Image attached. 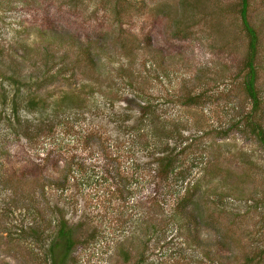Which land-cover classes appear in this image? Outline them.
Wrapping results in <instances>:
<instances>
[{
  "label": "rangeland",
  "instance_id": "374dc122",
  "mask_svg": "<svg viewBox=\"0 0 264 264\" xmlns=\"http://www.w3.org/2000/svg\"><path fill=\"white\" fill-rule=\"evenodd\" d=\"M247 1L259 42L252 120L264 136V0ZM238 8L239 0H0V74L21 77L12 86L0 79V96L38 89L76 113L39 117V136L27 141L21 131L14 138L0 103V264H47L59 214L75 226L67 264H264V143L243 120L251 104L240 86ZM44 61L65 71L23 84ZM138 104L150 109L140 114ZM168 153L182 181L160 173ZM98 163L109 169L105 196L40 179ZM186 186L193 192L176 210Z\"/></svg>",
  "mask_w": 264,
  "mask_h": 264
},
{
  "label": "trees",
  "instance_id": "16d2710c",
  "mask_svg": "<svg viewBox=\"0 0 264 264\" xmlns=\"http://www.w3.org/2000/svg\"><path fill=\"white\" fill-rule=\"evenodd\" d=\"M247 7L248 1L247 0H239V8H238V15L240 18V27L245 35L246 38V49L243 60L241 62V66L239 69L241 79H240V86L248 98L251 106L249 112L246 113L243 117L244 124L246 127L249 128V131L253 133L256 137L258 142L261 144L264 143V136L262 133L261 125L257 123L255 120H252V115L258 110L259 107V94L256 87L257 82V67H256V60H257V45H258V35L256 29L250 24L247 18ZM87 50V49H86ZM85 50V51H86ZM86 61L89 64H92L91 57L88 55V51H86ZM56 67H54L51 62L44 61L41 63L42 71L38 76L32 77V81L29 83V79H26L23 84H27L30 86L31 84H45L49 83L53 80V78L57 75H61L65 70L62 71L61 63ZM54 68V69H53ZM29 76V75H28ZM30 77V76H29ZM0 79L5 80L6 83L10 86L19 82L21 77H16V75L11 72L9 74H0ZM31 79V78H30ZM15 86V85H14ZM37 88H39L37 86ZM38 90V89H37ZM37 90L33 92H26V95H22L19 92V87H14L12 90L11 98L7 99L6 95L2 94L0 96V103L4 105L7 103L9 105V111L11 112V122L14 131V138L20 139V131L25 137L27 141L32 137H38V133L32 131L35 128L39 127V120L38 118L43 116V118H57L60 116H64L66 119L68 115L72 114L75 115L76 113L71 110V108L65 106L66 104H62L61 100H54L53 102L48 101L46 98L39 97L37 95ZM19 92V93H18ZM65 92L63 94H67ZM196 96V95H195ZM195 96H191L188 98L189 102H194ZM198 96V95H197ZM133 97V96H132ZM130 97L131 99H133ZM124 100V97H122ZM48 101V102H47ZM50 102V103H49ZM137 103V102H136ZM61 106L60 112L55 108L56 106ZM138 112L143 114L144 111L149 110L150 106L146 104H138ZM48 107V109H47ZM50 107V109H49ZM66 108V109H65ZM69 111V112H68ZM58 112V113H57ZM72 112V113H71ZM67 113V114H66ZM54 114L57 116L55 117ZM42 118V119H43ZM57 124V123H55ZM172 131L174 130L171 127ZM180 130V129H179ZM178 130V134H179ZM30 131V133H28ZM176 132V131H175ZM161 134L167 135L164 132ZM29 135V136H28ZM47 135H42L40 137L46 138ZM49 137V136H48ZM47 142L50 144L49 139ZM165 148L164 150H166ZM172 150V149H171ZM45 154H48L47 148L45 149ZM168 153L167 155H161L159 161L161 162L159 167L160 173H165L167 176H173L177 179L180 177L182 181V173L185 172L183 168L176 169L175 171V160L171 154ZM177 162V161H176ZM176 164V163H175ZM179 165V164H177ZM176 165V166H177ZM89 169L85 170V168L81 165L74 167V164L70 165V168L66 170L61 176L55 179H51L48 177L47 174H41L40 179L45 181L49 186L52 187L53 190H59L60 192H66L68 189L74 190L77 188L79 193L82 192H90L91 195L95 196L96 198L100 195L105 196L107 194V189L109 188V184L107 182V173L109 169L105 163H98L97 165L88 166ZM177 168V167H176ZM69 170V171H68ZM50 180V181H49ZM47 181V182H46ZM194 186L191 187H184L182 195L179 197L176 203V210L183 207L189 201V194H192ZM85 190V191H84ZM63 192V193H64ZM119 193V191H118ZM152 195L153 192H152ZM55 211L61 213L60 210L55 208ZM57 229L54 233V236L50 239L47 245V250L45 251L44 255L46 257L47 264H67L68 260L70 259V254L72 252L73 246L76 242V237L74 235L75 226L72 227L68 225L62 215L59 214ZM77 225V224H76ZM32 236H36L35 232H30ZM220 244V243H219ZM246 258L249 259L248 256ZM139 262H133L131 264H138Z\"/></svg>",
  "mask_w": 264,
  "mask_h": 264
}]
</instances>
